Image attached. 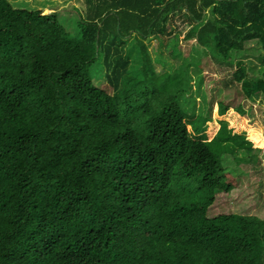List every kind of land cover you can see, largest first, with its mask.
<instances>
[{
	"label": "trees",
	"instance_id": "trees-1",
	"mask_svg": "<svg viewBox=\"0 0 264 264\" xmlns=\"http://www.w3.org/2000/svg\"><path fill=\"white\" fill-rule=\"evenodd\" d=\"M84 1L74 34L0 0V264H264V220L215 209L242 178L222 154L264 147L239 118L264 0ZM171 37L234 69L221 98L189 96L201 59L157 73L145 42Z\"/></svg>",
	"mask_w": 264,
	"mask_h": 264
},
{
	"label": "rangeland",
	"instance_id": "rangeland-1",
	"mask_svg": "<svg viewBox=\"0 0 264 264\" xmlns=\"http://www.w3.org/2000/svg\"><path fill=\"white\" fill-rule=\"evenodd\" d=\"M10 3L16 8H25L32 10H40L43 14L57 13L60 14L61 23L67 27L74 34L78 31L77 22L79 15L77 14L78 8L80 12L85 13L86 4L84 0H9ZM180 23V20L177 19ZM179 28L175 30V39H179L178 36ZM173 37L167 38V40L159 38H151L145 42L148 52L150 53L155 69L158 74L164 73L169 68H176L179 64L184 61H191L192 63L200 60V72H201V90H198V85L191 84L190 91L196 98V109L199 110L202 106V96L198 95L201 91V95H206V100H210L212 96L208 93V89L211 91L214 89L215 98L219 99L224 95L226 90L225 76L232 74L234 69L225 68L223 65L209 56H203L198 54V48H195L192 44L188 46L180 45V51L177 52L175 57H172L174 51L173 44H171ZM252 49L250 50V61L256 69L259 65L258 50L256 44L249 45ZM248 46V49L250 48ZM241 55L236 56V60H241ZM181 60V62H180ZM185 72V71H183ZM91 74L93 76V82L96 86L102 87L104 84V73L102 72L99 63L94 64L91 67ZM251 77L257 76L256 72L250 73ZM194 77V76H193ZM171 80L172 76H169ZM195 78V77H194ZM183 83L186 80L182 77ZM168 82V81H167ZM195 82V81H194ZM106 91L110 90V86L106 84L104 86ZM206 91V93H205ZM188 96V97H189ZM257 99V98H256ZM245 108L247 113L241 115V124L247 128L248 132L257 131L262 135L264 139V100L259 97L256 101L251 102L245 101ZM198 113V111H197ZM232 117L227 113L224 115V120L228 127L231 126ZM252 136V135H251ZM258 140L256 136H252ZM238 157V156H237ZM235 157L231 153H224L221 156L222 164L227 172L235 176H240L241 181L238 189H234L229 194H218L215 209L217 207H223L225 210H216L217 212H228L241 214V215H255L264 220V147L262 150L256 148L254 154L251 155L247 152H243L239 158Z\"/></svg>",
	"mask_w": 264,
	"mask_h": 264
}]
</instances>
